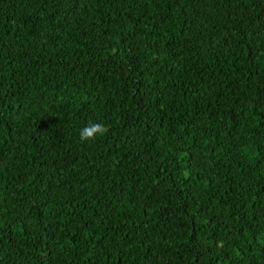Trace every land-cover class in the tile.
<instances>
[{
  "label": "trees",
  "instance_id": "trees-1",
  "mask_svg": "<svg viewBox=\"0 0 264 264\" xmlns=\"http://www.w3.org/2000/svg\"><path fill=\"white\" fill-rule=\"evenodd\" d=\"M0 264H264V0H0Z\"/></svg>",
  "mask_w": 264,
  "mask_h": 264
},
{
  "label": "clouds",
  "instance_id": "clouds-1",
  "mask_svg": "<svg viewBox=\"0 0 264 264\" xmlns=\"http://www.w3.org/2000/svg\"><path fill=\"white\" fill-rule=\"evenodd\" d=\"M108 132L107 127L102 123L89 122V124L82 128L80 131V140L91 141L95 140L98 136H103Z\"/></svg>",
  "mask_w": 264,
  "mask_h": 264
}]
</instances>
